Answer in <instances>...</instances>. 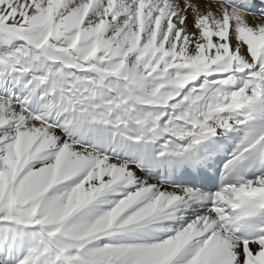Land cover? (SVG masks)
Wrapping results in <instances>:
<instances>
[{"label":"snow or ice","instance_id":"6c2138e0","mask_svg":"<svg viewBox=\"0 0 264 264\" xmlns=\"http://www.w3.org/2000/svg\"><path fill=\"white\" fill-rule=\"evenodd\" d=\"M0 264H264V0H0Z\"/></svg>","mask_w":264,"mask_h":264}]
</instances>
